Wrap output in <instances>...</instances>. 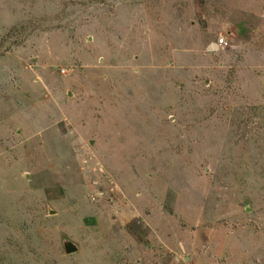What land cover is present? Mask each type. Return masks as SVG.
I'll list each match as a JSON object with an SVG mask.
<instances>
[{
    "label": "rangeland",
    "instance_id": "rangeland-1",
    "mask_svg": "<svg viewBox=\"0 0 264 264\" xmlns=\"http://www.w3.org/2000/svg\"><path fill=\"white\" fill-rule=\"evenodd\" d=\"M0 264H264V0H0Z\"/></svg>",
    "mask_w": 264,
    "mask_h": 264
},
{
    "label": "water",
    "instance_id": "water-1",
    "mask_svg": "<svg viewBox=\"0 0 264 264\" xmlns=\"http://www.w3.org/2000/svg\"><path fill=\"white\" fill-rule=\"evenodd\" d=\"M94 143L91 141V145ZM64 250L66 254H74L79 251L78 245L74 242L71 241L70 239H65L63 242Z\"/></svg>",
    "mask_w": 264,
    "mask_h": 264
},
{
    "label": "crops",
    "instance_id": "crops-1",
    "mask_svg": "<svg viewBox=\"0 0 264 264\" xmlns=\"http://www.w3.org/2000/svg\"><path fill=\"white\" fill-rule=\"evenodd\" d=\"M160 67H161V66H160ZM197 68H198V67H196L195 63L193 62V65H191V69H192L193 71H197Z\"/></svg>",
    "mask_w": 264,
    "mask_h": 264
},
{
    "label": "trees",
    "instance_id": "trees-1",
    "mask_svg": "<svg viewBox=\"0 0 264 264\" xmlns=\"http://www.w3.org/2000/svg\"><path fill=\"white\" fill-rule=\"evenodd\" d=\"M85 222H86V223H91V222L94 223V219H93V220H91V219H86Z\"/></svg>",
    "mask_w": 264,
    "mask_h": 264
},
{
    "label": "built area",
    "instance_id": "built-area-1",
    "mask_svg": "<svg viewBox=\"0 0 264 264\" xmlns=\"http://www.w3.org/2000/svg\"><path fill=\"white\" fill-rule=\"evenodd\" d=\"M223 42H224V40H223V39L219 40V45H222V44H223Z\"/></svg>",
    "mask_w": 264,
    "mask_h": 264
},
{
    "label": "clouds",
    "instance_id": "clouds-1",
    "mask_svg": "<svg viewBox=\"0 0 264 264\" xmlns=\"http://www.w3.org/2000/svg\"><path fill=\"white\" fill-rule=\"evenodd\" d=\"M216 47H217V45H213V46H212V49H216Z\"/></svg>",
    "mask_w": 264,
    "mask_h": 264
},
{
    "label": "bare ground",
    "instance_id": "bare-ground-1",
    "mask_svg": "<svg viewBox=\"0 0 264 264\" xmlns=\"http://www.w3.org/2000/svg\"><path fill=\"white\" fill-rule=\"evenodd\" d=\"M217 48V47H216Z\"/></svg>",
    "mask_w": 264,
    "mask_h": 264
}]
</instances>
